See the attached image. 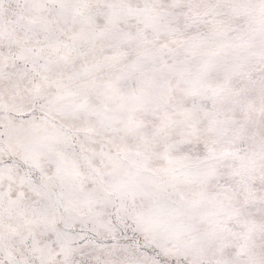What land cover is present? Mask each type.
I'll return each mask as SVG.
<instances>
[{"label": "snow or ice", "instance_id": "obj_1", "mask_svg": "<svg viewBox=\"0 0 264 264\" xmlns=\"http://www.w3.org/2000/svg\"><path fill=\"white\" fill-rule=\"evenodd\" d=\"M0 264H264V0H0Z\"/></svg>", "mask_w": 264, "mask_h": 264}]
</instances>
